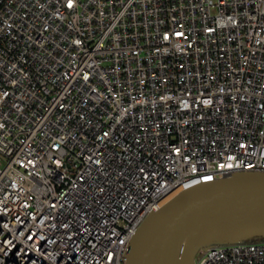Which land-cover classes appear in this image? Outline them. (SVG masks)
I'll use <instances>...</instances> for the list:
<instances>
[{
    "label": "built area",
    "instance_id": "1",
    "mask_svg": "<svg viewBox=\"0 0 264 264\" xmlns=\"http://www.w3.org/2000/svg\"><path fill=\"white\" fill-rule=\"evenodd\" d=\"M241 171L264 172V0H0V264H126L151 212Z\"/></svg>",
    "mask_w": 264,
    "mask_h": 264
},
{
    "label": "water",
    "instance_id": "2",
    "mask_svg": "<svg viewBox=\"0 0 264 264\" xmlns=\"http://www.w3.org/2000/svg\"><path fill=\"white\" fill-rule=\"evenodd\" d=\"M264 241V172L241 171L186 189L151 212L126 264H195L213 246Z\"/></svg>",
    "mask_w": 264,
    "mask_h": 264
}]
</instances>
